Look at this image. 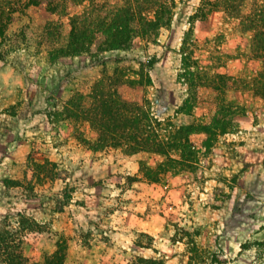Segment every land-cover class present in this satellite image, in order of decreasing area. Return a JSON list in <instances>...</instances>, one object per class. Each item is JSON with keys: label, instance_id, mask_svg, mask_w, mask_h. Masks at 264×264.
<instances>
[{"label": "rangeland", "instance_id": "obj_1", "mask_svg": "<svg viewBox=\"0 0 264 264\" xmlns=\"http://www.w3.org/2000/svg\"><path fill=\"white\" fill-rule=\"evenodd\" d=\"M60 1L51 10L17 11L5 28L0 235L29 218L33 230L18 235L15 247L30 264L58 263L64 252L63 264H150L148 258L264 264V51L258 56L257 50L264 32L257 37L251 16L232 14L223 0H178L171 25L161 28L156 42L136 38L127 49L105 52L103 61L85 52L51 61L45 36L62 42L71 16L91 2ZM263 4L258 0L259 8ZM254 7L247 0L239 11L248 15ZM185 46L203 68L226 73L230 81L217 96L203 90L215 102L216 129L209 147L182 154L194 167L169 163L163 169L165 156L122 147L95 150L78 138L93 140L95 128L60 113L62 102L123 66L135 78L149 73V84L127 89L144 93L159 119L185 125L211 120L201 105L193 113L177 112L188 96L178 78ZM192 136L200 145L202 136Z\"/></svg>", "mask_w": 264, "mask_h": 264}, {"label": "trees", "instance_id": "obj_2", "mask_svg": "<svg viewBox=\"0 0 264 264\" xmlns=\"http://www.w3.org/2000/svg\"><path fill=\"white\" fill-rule=\"evenodd\" d=\"M246 1L223 0V5L227 11L238 14L241 18L250 15L257 37L261 36L259 34L264 32V4L259 8L258 0H253V13L246 15L239 11ZM91 2L84 11L71 16L69 34L62 42L57 39L59 37L50 34L45 36L51 61L84 52L95 61H103L105 52L127 49L133 45L136 38L156 42L161 28L171 25L178 4V0H124L118 5L96 3L95 0ZM53 4L60 6L61 1L0 0V51L5 38V28L15 12H24L32 6L51 10L56 7ZM214 7L216 4L213 3ZM257 50L264 51L263 44H260ZM261 53L259 52L258 56H263ZM152 62L154 60L150 58L148 64ZM127 71V67L118 66L113 73L104 72L90 85L88 92L77 91L69 100L62 102L60 113L76 121L86 120L95 128L96 136L93 140L78 134L79 139L89 143L95 150L122 147L127 153L149 152L165 156L166 160L159 164L163 169L165 164L169 163L173 168L194 167L195 164L188 162V158L182 154L195 153L197 146L198 151L209 147L216 129V123L213 121L215 102L210 97H203V90L208 93L214 91L215 96L222 93V90L224 92L230 82L226 73L213 72L210 67L203 68L194 51L188 50L187 46L183 48L178 78L186 85L188 96L177 112L193 113L195 108L201 105L211 113V120L185 125L159 119L153 110L152 101L144 93L139 95L141 97L129 93L127 87L143 88L152 78L147 72H142L135 78ZM195 133L202 136L200 145L193 141L192 135ZM172 153H181V158L172 156ZM142 167L146 170L145 173H150L147 165ZM18 224L13 231L8 229L5 230V235H0V264H30L23 249L20 248V251L16 252L15 242L18 235L33 230V222L22 216ZM60 252L56 251L52 257L55 258ZM66 256L67 253L64 252L59 257L60 262L47 259L45 263L63 264ZM146 260L150 264H166L162 258Z\"/></svg>", "mask_w": 264, "mask_h": 264}]
</instances>
